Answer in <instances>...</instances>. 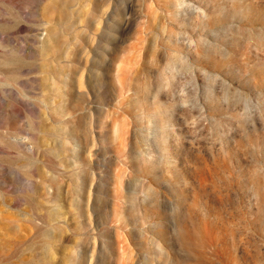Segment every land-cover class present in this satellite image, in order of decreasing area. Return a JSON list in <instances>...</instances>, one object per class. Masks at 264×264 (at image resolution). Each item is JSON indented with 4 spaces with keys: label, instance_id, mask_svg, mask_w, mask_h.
I'll list each match as a JSON object with an SVG mask.
<instances>
[{
    "label": "rangeland",
    "instance_id": "obj_1",
    "mask_svg": "<svg viewBox=\"0 0 264 264\" xmlns=\"http://www.w3.org/2000/svg\"><path fill=\"white\" fill-rule=\"evenodd\" d=\"M0 264H264V0H0Z\"/></svg>",
    "mask_w": 264,
    "mask_h": 264
}]
</instances>
